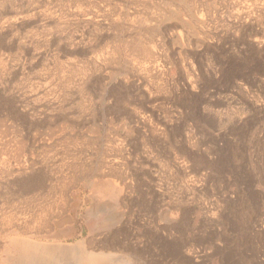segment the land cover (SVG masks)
<instances>
[{
  "label": "rangeland",
  "instance_id": "1",
  "mask_svg": "<svg viewBox=\"0 0 264 264\" xmlns=\"http://www.w3.org/2000/svg\"><path fill=\"white\" fill-rule=\"evenodd\" d=\"M1 29L0 228L264 264V0H0Z\"/></svg>",
  "mask_w": 264,
  "mask_h": 264
},
{
  "label": "bare ground",
  "instance_id": "2",
  "mask_svg": "<svg viewBox=\"0 0 264 264\" xmlns=\"http://www.w3.org/2000/svg\"><path fill=\"white\" fill-rule=\"evenodd\" d=\"M239 7L240 8L238 10L240 11V20L244 19V18L245 19L247 18L248 20H250V18H251L249 16L250 13L248 11L246 12L245 7L240 3H239ZM247 13L249 15H247ZM15 16H16V14H15ZM30 19H32V17ZM88 19H90V18H88ZM176 19H177L176 22H178L179 21L178 18H176ZM26 20H27V16L25 14L24 15H18L16 17V19L11 21L8 25H6V27L7 26H9L10 28L19 27V25L24 24V22ZM91 22H92V20L88 21L87 23H91ZM167 28H169V26H167ZM2 32H3V30L1 29L0 30V37H2ZM174 44L180 49L184 48V45L182 43H180L178 39L175 40ZM263 44H264L263 41H258L256 43L257 48L256 47L255 48L260 50L263 47ZM201 46H206V44L205 45L203 44ZM143 74L140 71L133 70L131 77L128 78L126 81L127 82L126 90L130 91L131 89H134V88L136 89V86H139L141 84L142 85L146 84L147 80L143 76ZM182 77H183L182 78L183 83L181 86L183 87V89H185L184 91L187 92L186 90L190 89L192 84L189 80L187 81L184 78L185 75ZM199 83H197V84H199ZM192 87L194 89V86H192ZM190 90H188V92ZM140 91H142V90H140ZM135 101H137V100H135ZM14 106H15L14 108L16 109V111H19L18 110L19 105L15 104ZM202 113H203V111H202ZM136 118L138 119L139 123L143 127H148V125L146 123L147 120L145 121L143 118H140L137 116H136ZM151 134H153V133H151ZM2 149L4 150V148H2ZM18 173L20 174L21 172H18ZM105 189L110 191L111 193L114 192V190L111 187H105ZM98 208H101V206L98 205ZM24 222L25 221H22V223H18V222L12 221L10 223L8 222L9 224H7L6 227L4 226V224H3L4 227L1 226V228H0V264H64V262L66 260H72L75 262V264H129L130 260L127 261L124 258L121 259L117 255H116L117 257H113L112 254H110L108 252V251H110L109 249L115 250V248L117 246H118L117 248H119V249L121 248L123 250H125V247L120 245V244L117 245L116 239L110 240L109 238H107V235L104 233H99V234H95V235L90 234L89 237H87L84 240H81L78 243L73 244V245H60V244H55L56 240H58L57 236L51 237V236H47V235H41L39 231H35L33 233L31 231L32 229H29V227L26 226L27 223L25 222V224H24ZM259 231L260 230H256L253 228L251 232L253 235H255V233H256V235H258ZM183 249L180 248L179 245H177V243L175 244V250L177 252V256L179 255L180 257L186 259L191 254V253L188 254L191 250L188 249L189 252L186 253ZM185 250H186V248H185ZM191 252H193V250ZM189 259H191V257Z\"/></svg>",
  "mask_w": 264,
  "mask_h": 264
},
{
  "label": "crops",
  "instance_id": "3",
  "mask_svg": "<svg viewBox=\"0 0 264 264\" xmlns=\"http://www.w3.org/2000/svg\"><path fill=\"white\" fill-rule=\"evenodd\" d=\"M16 103L15 102H11V104H10V107L15 111V112H17L16 111V109L14 108ZM18 110H19V108H18ZM106 191H108V190H106ZM109 192V191H108ZM143 203L141 204V205H145L144 203H146L147 202V199L146 198H143ZM132 201H130V206H132V207H135V206H138V204H136L135 202H132ZM151 205V204H150Z\"/></svg>",
  "mask_w": 264,
  "mask_h": 264
}]
</instances>
